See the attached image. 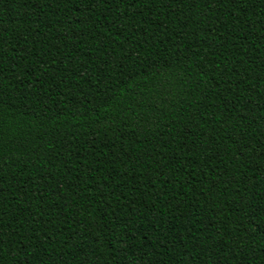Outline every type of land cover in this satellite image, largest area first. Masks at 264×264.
Instances as JSON below:
<instances>
[{
  "label": "trees",
  "instance_id": "16d2710c",
  "mask_svg": "<svg viewBox=\"0 0 264 264\" xmlns=\"http://www.w3.org/2000/svg\"><path fill=\"white\" fill-rule=\"evenodd\" d=\"M0 264H264V0H0Z\"/></svg>",
  "mask_w": 264,
  "mask_h": 264
}]
</instances>
